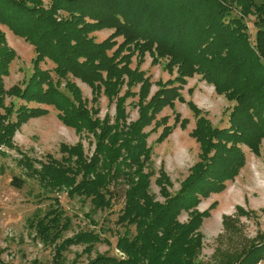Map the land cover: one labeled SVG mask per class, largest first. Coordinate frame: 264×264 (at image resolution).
Wrapping results in <instances>:
<instances>
[{"label":"trees","instance_id":"trees-1","mask_svg":"<svg viewBox=\"0 0 264 264\" xmlns=\"http://www.w3.org/2000/svg\"><path fill=\"white\" fill-rule=\"evenodd\" d=\"M247 16L253 17V37L243 21ZM0 24L34 51L29 76L5 90L1 78L8 74L14 52L0 30V152L15 149L18 163L45 190L88 200L94 211L110 208L115 186H123L116 223L124 229L114 243L120 255L97 254L88 264H199L198 228L213 203L202 211L195 209L197 203L237 175L244 163L242 145L257 154L264 140V0H0ZM101 28L112 31L97 41L90 33ZM145 53L150 63L164 59L163 67L174 73L171 79L157 81L148 98L151 82L139 67ZM44 60L52 67L41 68ZM194 74L233 104L227 125L218 127L192 101L185 102L195 118L189 133L198 144L197 160L172 193L159 168L154 179L159 201L149 191L151 147L145 143L144 129L163 106H172L175 99L184 102L179 87ZM70 77L89 87L91 99L101 93L113 101V115L98 117ZM133 95L136 117L128 120L124 101ZM5 96L20 102L6 103ZM42 105L51 106L60 123L79 139L82 134L92 137L88 157L78 140L59 145L60 159L47 157L38 161L39 167L32 166L36 160L20 151L12 136L28 118L47 114ZM166 121L163 116L150 129L160 127L156 142L176 124L187 123L175 112L172 123ZM22 183L19 177L10 180L15 187ZM181 211L187 215L184 221L177 217ZM26 221L35 238L51 246L50 264H63L70 246L81 245L88 252L94 243L106 240L93 229L61 238L70 219L55 196L49 197L42 213ZM228 221L231 217L223 215L225 230ZM261 258L264 232L236 256L227 251L215 264H255Z\"/></svg>","mask_w":264,"mask_h":264},{"label":"rangeland","instance_id":"rangeland-1","mask_svg":"<svg viewBox=\"0 0 264 264\" xmlns=\"http://www.w3.org/2000/svg\"><path fill=\"white\" fill-rule=\"evenodd\" d=\"M252 19V16L243 18L250 37H253L254 31ZM0 30L4 33L7 46L14 52V57L8 66V74L1 78L3 88L6 90L29 76L30 61L34 57V51L30 43L16 36L5 25L0 24ZM111 31L108 28H101L91 32L90 35L98 41L107 37ZM116 40L119 42L120 38ZM150 60V56L145 53L139 66L151 82L147 98L155 90L157 81H165L174 76V73H168L163 67L164 59H160L157 63H150ZM130 66H134V57H132ZM40 67L51 68L52 64L44 60L40 63ZM51 75L53 76L52 73ZM70 79L80 89L87 107L98 110V117L101 118L105 113L113 115V101H108L101 93L96 95V99H91L90 89L85 83L72 77ZM60 87L62 88V82ZM136 90L137 87L133 89V91ZM178 91L184 102L175 99L172 106H163L155 114L151 124L144 129L147 132L145 143L151 147L148 169H151L153 174L149 178V191L159 201H162V197L158 194V188L154 183L159 168L168 177L170 181L168 190L172 193L187 175L189 167L197 160L198 144L189 133L194 126L195 118L185 102L192 101L210 123L218 127L227 125V114L233 104L222 94L214 92L212 86L196 74L186 78ZM136 96L128 97L124 101L128 120L136 117V107L133 105ZM8 101L20 102L13 97L5 96V102ZM42 106L47 109V114L28 118L12 136L15 146L27 157L36 160L32 166L39 167L38 161L45 162L47 157L60 159L63 155L60 153L59 145L61 143L72 145L78 140L81 143L83 155L88 157L93 150L92 137L82 134L79 139L72 128L60 123L55 117L56 111L51 106ZM174 112L179 118L187 120L186 125L180 127L176 124L161 142H156L155 138L160 127L151 131L154 122L164 116L167 117L166 123L171 124ZM241 149L244 154V163L237 175L225 181L221 191L210 192L207 196L200 198L195 207L198 211H202L213 203V207L209 209V216L202 219L198 228L201 234V247L197 254L199 264L219 263L227 251L231 252L234 257L251 240L264 232V140L260 142L257 154L252 153L244 145ZM1 150L4 151L0 152L1 261L6 264H32L35 260L37 264H50L51 246L44 245L35 238L33 230L26 221L28 217L42 213L47 208L50 196L57 198L64 214L70 219V225L62 233L61 238L71 236L78 229H93L100 233L101 238L107 240L94 243L88 252L84 251L81 245L68 247L63 253V264H88V261L95 255L102 253L111 256L120 255V252L114 248V243L116 234L124 229L116 223V217L122 205V185L115 186L110 208L94 211L90 209L88 200H81L77 197L69 198L64 191L45 190L18 163L19 154L15 149L1 148ZM12 177L21 178L22 185L20 187L11 185ZM223 215L231 217L227 230L223 228L221 222ZM177 217L179 221H184L187 217L186 212L181 211ZM61 238L57 242H60ZM255 264H264V258L259 259Z\"/></svg>","mask_w":264,"mask_h":264}]
</instances>
